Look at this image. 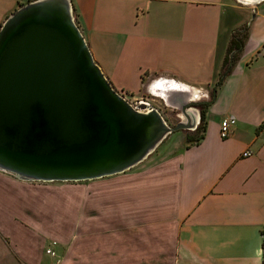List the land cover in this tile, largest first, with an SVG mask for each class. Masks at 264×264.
I'll list each match as a JSON object with an SVG mask.
<instances>
[{"label":"crops","instance_id":"0c3cea01","mask_svg":"<svg viewBox=\"0 0 264 264\" xmlns=\"http://www.w3.org/2000/svg\"><path fill=\"white\" fill-rule=\"evenodd\" d=\"M26 1L0 0V25ZM71 4L119 92H149L159 78L212 92L232 30L248 23L247 38L198 143L181 130L175 150L77 189L0 171V264H264V0Z\"/></svg>","mask_w":264,"mask_h":264},{"label":"water","instance_id":"95a60500","mask_svg":"<svg viewBox=\"0 0 264 264\" xmlns=\"http://www.w3.org/2000/svg\"><path fill=\"white\" fill-rule=\"evenodd\" d=\"M255 6L263 0H236ZM226 74L215 83L211 95ZM156 86L153 88L154 83ZM177 110L170 126L130 103L95 62L71 0H28L0 25V171L23 181H82L129 170L173 131L201 122L208 92L174 79L149 85Z\"/></svg>","mask_w":264,"mask_h":264},{"label":"trees","instance_id":"16d2710c","mask_svg":"<svg viewBox=\"0 0 264 264\" xmlns=\"http://www.w3.org/2000/svg\"><path fill=\"white\" fill-rule=\"evenodd\" d=\"M247 31H248V23L244 24L239 28H235L232 30L229 44L227 46L226 53L222 61V67L217 82H219L222 75L226 74L227 76L231 72V69L234 63L236 62L239 53L243 49L245 39L247 38ZM144 75L145 74H143V76ZM143 76L142 79H144ZM212 101H213V96H211L208 101L199 104L198 107L201 110V122L195 130L188 131L186 133L185 136L186 146L198 143L203 137V132H204L203 115L205 109L207 108L208 105L212 103Z\"/></svg>","mask_w":264,"mask_h":264},{"label":"rangeland","instance_id":"374dc122","mask_svg":"<svg viewBox=\"0 0 264 264\" xmlns=\"http://www.w3.org/2000/svg\"><path fill=\"white\" fill-rule=\"evenodd\" d=\"M120 94H122L130 103L135 104L137 100H139L140 97L144 96L147 98V101H149L151 104H153L156 108L159 109V111L163 114L166 122L170 125V126H174L175 123L177 122V110L172 109L168 106H166L164 104V102L159 98V97H153L152 95H150L144 88H140V90H138L136 93H129V92H120ZM211 97V89L209 90V96L207 97V99H210ZM183 131L181 130H177V131H173L172 133H170L164 140L163 142L155 149V151H153L151 154H153L154 152H156L158 150V153L162 152V151H173L176 149L177 147V136L180 135V138L182 140L183 136ZM143 162V161H142ZM141 162V163H142ZM139 163V164H141ZM136 165L134 167L139 166ZM133 168V167H132ZM60 182L62 184H66L69 186H72L71 188L73 189H77L78 187V183L79 182H92L90 180L87 181H57Z\"/></svg>","mask_w":264,"mask_h":264},{"label":"built area","instance_id":"2783aa9c","mask_svg":"<svg viewBox=\"0 0 264 264\" xmlns=\"http://www.w3.org/2000/svg\"><path fill=\"white\" fill-rule=\"evenodd\" d=\"M139 100H147V98L142 96L139 98ZM235 122H236V119L233 116H228L221 120L219 133L222 138H225L229 135L230 126L232 124H235ZM249 154H250L249 150H245L243 152L244 156L249 155ZM46 252L52 256L55 255V251L52 248H47Z\"/></svg>","mask_w":264,"mask_h":264},{"label":"flooded vegetation","instance_id":"af4514ba","mask_svg":"<svg viewBox=\"0 0 264 264\" xmlns=\"http://www.w3.org/2000/svg\"><path fill=\"white\" fill-rule=\"evenodd\" d=\"M208 100H209V99H205V100L202 99L199 103L196 104V106H199V104H202L203 102H206V101H208Z\"/></svg>","mask_w":264,"mask_h":264},{"label":"bare ground","instance_id":"6f19581e","mask_svg":"<svg viewBox=\"0 0 264 264\" xmlns=\"http://www.w3.org/2000/svg\"><path fill=\"white\" fill-rule=\"evenodd\" d=\"M157 83H158V82L154 83L153 88L156 86Z\"/></svg>","mask_w":264,"mask_h":264}]
</instances>
